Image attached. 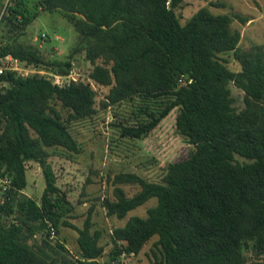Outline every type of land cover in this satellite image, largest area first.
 Returning a JSON list of instances; mask_svg holds the SVG:
<instances>
[{
  "label": "trees",
  "instance_id": "obj_1",
  "mask_svg": "<svg viewBox=\"0 0 264 264\" xmlns=\"http://www.w3.org/2000/svg\"><path fill=\"white\" fill-rule=\"evenodd\" d=\"M22 1L0 0V24L7 28L0 57L64 76L83 54L88 79L108 92L97 102L89 82L56 84L14 71L0 76V176L11 179L0 202V264H114L137 256L154 238L155 264H246V247L258 257L253 264H264V46L240 49L233 18L205 7L181 24L175 10L185 0H39L33 13ZM42 12L61 14L79 36L65 60H45L19 41ZM228 52L240 71L219 59ZM230 84L243 92L239 111ZM134 98L143 117L118 122L121 138L142 140L176 111L175 132L191 150L167 164L159 182L107 175L111 195L101 206L106 216L126 220L111 231L112 249L100 262L105 248L102 232L93 229L94 207L81 227L71 223L75 207L57 185L50 150L78 154L69 125ZM29 162L43 175L39 203L24 194ZM126 185L138 191L127 196ZM152 199L145 217H128ZM61 228L77 233V257L52 243V231L55 237Z\"/></svg>",
  "mask_w": 264,
  "mask_h": 264
},
{
  "label": "rangeland",
  "instance_id": "obj_2",
  "mask_svg": "<svg viewBox=\"0 0 264 264\" xmlns=\"http://www.w3.org/2000/svg\"><path fill=\"white\" fill-rule=\"evenodd\" d=\"M6 0H1L5 2ZM39 0H23L26 9L34 12V4ZM212 3L217 6H212ZM3 5V4H2ZM208 8L211 13L225 14L233 18L232 28L240 31L239 48L249 50L253 46H264V0H185L175 10L181 24L201 8ZM245 20L241 22L239 19ZM7 28L0 24V44L5 41ZM59 38V40H57ZM79 36L72 25L59 13H40L29 27L21 34L19 41L32 45L45 60H65L76 48ZM227 68L233 72L240 71V65L233 53L218 55ZM24 71L17 74L22 77L29 75L45 76L55 83V76L63 82L74 79L92 84L97 93V102L104 99L108 88L99 87L88 79L90 65L84 60L83 54H76L70 72L66 75L49 72L44 68L33 67L20 63ZM51 71V70H50ZM5 87V86H4ZM234 100L233 106L239 111L244 106L243 92L233 84L229 86ZM142 103L138 99L124 102L99 112L92 119L71 123L69 131L76 139L80 152L68 153L62 149L50 150L51 164L60 189L67 192L68 199L74 205L71 223L81 227L89 207H94V228L102 232L100 245L104 246V256L99 259L104 262L112 249L111 231L124 225L125 220L108 217L101 206L104 197L111 195V187L106 182L107 175L117 173H135L147 181L159 182L165 166L169 163L182 161L188 157L191 146L187 145L175 132L174 120L176 111H172L159 127L142 140L121 138L118 122L133 124L136 118H141L139 108ZM239 163L248 162L235 156ZM26 169L27 187L24 194L39 203L45 184L40 167L29 162ZM127 196L138 191L137 186H123ZM156 203L155 199L128 214L130 216H146V210ZM44 235H37L35 241L40 243ZM77 233L72 229L61 228L59 235L52 243L62 242L70 252V256H78L76 243ZM155 238L148 242L137 256H121L114 264H155L151 253ZM157 253V252H156ZM158 254V253H157ZM246 264L258 262V257L249 247L244 249Z\"/></svg>",
  "mask_w": 264,
  "mask_h": 264
},
{
  "label": "built area",
  "instance_id": "obj_3",
  "mask_svg": "<svg viewBox=\"0 0 264 264\" xmlns=\"http://www.w3.org/2000/svg\"><path fill=\"white\" fill-rule=\"evenodd\" d=\"M57 40H59V38H57ZM20 63L15 60L14 58H12L10 55L5 56V57H0V76L3 75L6 71H14L16 73H18L19 71H24L19 67ZM27 76V75H26ZM56 81L55 83L58 84L60 83V81H58L60 79V77L55 76ZM73 81H75L74 79H72ZM11 187V179L4 175V176H0V202H2V195L4 194L5 191L9 190ZM51 239L54 238V233L52 231Z\"/></svg>",
  "mask_w": 264,
  "mask_h": 264
}]
</instances>
